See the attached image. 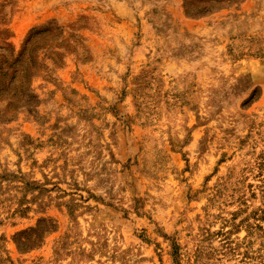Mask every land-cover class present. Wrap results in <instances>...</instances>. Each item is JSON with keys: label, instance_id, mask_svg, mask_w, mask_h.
<instances>
[{"label": "rangeland", "instance_id": "1", "mask_svg": "<svg viewBox=\"0 0 264 264\" xmlns=\"http://www.w3.org/2000/svg\"><path fill=\"white\" fill-rule=\"evenodd\" d=\"M0 264H264V0H0Z\"/></svg>", "mask_w": 264, "mask_h": 264}]
</instances>
